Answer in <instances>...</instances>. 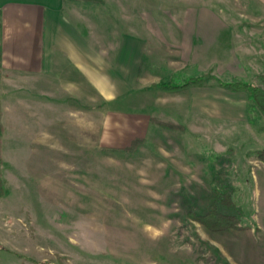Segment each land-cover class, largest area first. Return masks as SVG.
Instances as JSON below:
<instances>
[{"label":"rangeland","instance_id":"obj_1","mask_svg":"<svg viewBox=\"0 0 264 264\" xmlns=\"http://www.w3.org/2000/svg\"><path fill=\"white\" fill-rule=\"evenodd\" d=\"M131 1L132 24L149 39L145 66L156 60L152 39L168 49L162 46L171 68L149 76V88L189 80V72H176L172 57L175 19L193 0ZM195 2L235 22L243 82L264 88V76L252 75L263 63H255L259 38L251 26L253 15L264 17V7L256 0ZM87 14L81 9L85 29ZM212 78L217 86L215 79L241 82L232 75ZM76 89L64 87V138L41 129L36 146L12 129L2 136L0 264H228L223 232H209L188 214L205 215L213 207L236 216L241 229L261 228L253 244L232 239L240 264H264V166L256 158L264 149L262 114L257 126L252 117L228 127L224 119L211 124L194 113L172 124L179 120L173 115L189 111V96L158 88L144 102L140 93L114 107L77 101ZM138 140L144 142L134 152H120Z\"/></svg>","mask_w":264,"mask_h":264},{"label":"crops","instance_id":"obj_2","mask_svg":"<svg viewBox=\"0 0 264 264\" xmlns=\"http://www.w3.org/2000/svg\"><path fill=\"white\" fill-rule=\"evenodd\" d=\"M256 2L264 7V0ZM131 4V0H0L3 135L12 129L14 133L28 135L26 142L36 146L42 145L37 137L41 129L45 131L42 133L64 138L65 86H78L73 96L77 101L114 107L140 93L144 102L149 91L157 92L162 83L149 88L148 79L162 70L161 67L171 68L167 45L152 39L150 53L156 60H152L153 66H145L149 39L132 24ZM187 6L186 13L175 19L179 36L172 58L178 67L176 72L187 71L190 79L203 77L205 82L188 91L169 93L185 96L187 100L186 96L190 97L189 111L173 115L179 120L170 122L185 123L189 114L194 113L198 119H210L211 124L218 118L224 119L228 127L241 125L252 117L253 126H257L261 117L252 105V98L221 86V83L234 82L215 79L217 86L212 81L213 75L220 79L232 75L244 81L245 65L236 45L235 22L195 0ZM81 9L88 13L85 21L89 28L81 24ZM252 17L251 26L258 32L260 52L256 55L260 60L255 63H263L258 73L252 68V75L261 78L264 76V17ZM240 27L246 31L249 25ZM142 110L141 106V109L126 111L134 115ZM259 171L264 172V167ZM259 231L261 228L256 226L222 233L221 252L228 264H240L233 239L242 238L253 244L258 240Z\"/></svg>","mask_w":264,"mask_h":264},{"label":"trees","instance_id":"obj_3","mask_svg":"<svg viewBox=\"0 0 264 264\" xmlns=\"http://www.w3.org/2000/svg\"><path fill=\"white\" fill-rule=\"evenodd\" d=\"M205 79L202 78H195L186 81L181 85H174V84H161L159 88L168 92V93H178L185 91L187 89L198 87L203 85ZM222 87L227 88L232 91H247L250 93V97L252 98V105L253 107L264 116V88L256 87L252 84H248L246 82H237L232 84H224L221 83ZM171 127H173L171 125ZM3 136V128L0 122V146ZM144 141L138 140L132 146V148L125 149L120 152L123 153H132L138 148ZM256 158L264 164V149L258 150L256 152ZM0 165H3L2 157H1V148H0ZM5 195V186L4 181L2 179L1 171H0V199L3 198ZM230 198H224L225 201H228ZM231 202V201H230ZM190 218L195 222L202 225L206 230L212 233L216 232H226L230 230H240L242 227L239 223V220L236 216L227 215L221 213L214 207L211 208L205 215H196L194 212L188 213Z\"/></svg>","mask_w":264,"mask_h":264}]
</instances>
